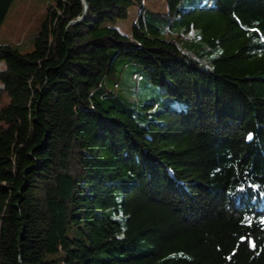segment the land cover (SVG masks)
Segmentation results:
<instances>
[{
    "label": "trees",
    "instance_id": "trees-1",
    "mask_svg": "<svg viewBox=\"0 0 264 264\" xmlns=\"http://www.w3.org/2000/svg\"><path fill=\"white\" fill-rule=\"evenodd\" d=\"M166 3L52 0L0 43V264H264V0ZM120 56L186 108L105 106Z\"/></svg>",
    "mask_w": 264,
    "mask_h": 264
},
{
    "label": "rangeland",
    "instance_id": "rangeland-1",
    "mask_svg": "<svg viewBox=\"0 0 264 264\" xmlns=\"http://www.w3.org/2000/svg\"><path fill=\"white\" fill-rule=\"evenodd\" d=\"M52 0H12L4 19L0 24V43L9 44L24 52L33 48L34 40L46 16ZM165 0H151L146 6L152 10L165 12ZM138 7L128 8L126 18H117L107 23L116 26L121 32L131 34L132 22L136 18ZM4 61L0 59V68ZM106 94H98L105 106L127 104L133 108L138 121L144 124L143 113L152 114L159 110L181 111L187 106L186 96H176L162 92L161 86L150 81L141 66L126 56H120L115 62L114 71L104 77ZM5 94L0 97V107L7 102Z\"/></svg>",
    "mask_w": 264,
    "mask_h": 264
},
{
    "label": "water",
    "instance_id": "water-1",
    "mask_svg": "<svg viewBox=\"0 0 264 264\" xmlns=\"http://www.w3.org/2000/svg\"><path fill=\"white\" fill-rule=\"evenodd\" d=\"M84 2H85V0H84ZM85 7H86V3H85V5H84V11H83V14H84V12H85ZM83 14L80 15L77 19H75V20H71L70 22H74V21L78 20L80 17L83 16Z\"/></svg>",
    "mask_w": 264,
    "mask_h": 264
},
{
    "label": "crops",
    "instance_id": "crops-1",
    "mask_svg": "<svg viewBox=\"0 0 264 264\" xmlns=\"http://www.w3.org/2000/svg\"><path fill=\"white\" fill-rule=\"evenodd\" d=\"M165 1H166V0H165ZM165 3H166V2H165ZM143 4L146 6V4H145V0H143ZM146 7H147V6H146ZM165 7H166V11H167V3H166V5H165ZM166 11H165V12H166ZM134 20H135V19H134ZM134 20H133V21H134ZM132 24H133V22H132Z\"/></svg>",
    "mask_w": 264,
    "mask_h": 264
},
{
    "label": "snow or ice",
    "instance_id": "snow-or-ice-1",
    "mask_svg": "<svg viewBox=\"0 0 264 264\" xmlns=\"http://www.w3.org/2000/svg\"><path fill=\"white\" fill-rule=\"evenodd\" d=\"M249 139H251V136H249Z\"/></svg>",
    "mask_w": 264,
    "mask_h": 264
}]
</instances>
